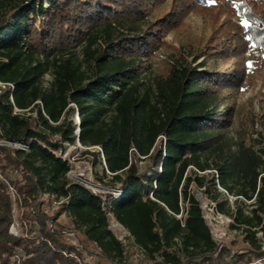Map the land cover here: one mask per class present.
<instances>
[{"label":"trees","instance_id":"1","mask_svg":"<svg viewBox=\"0 0 264 264\" xmlns=\"http://www.w3.org/2000/svg\"><path fill=\"white\" fill-rule=\"evenodd\" d=\"M191 11L211 34L174 47L156 73ZM249 57L263 66L264 0H0V78L15 85L14 101L0 93V139L29 145H0V264H83V251L129 264L109 213L163 264H259L264 148L227 134ZM77 141L119 194L68 179L63 152ZM195 191L248 245L217 241Z\"/></svg>","mask_w":264,"mask_h":264},{"label":"rangeland","instance_id":"2","mask_svg":"<svg viewBox=\"0 0 264 264\" xmlns=\"http://www.w3.org/2000/svg\"><path fill=\"white\" fill-rule=\"evenodd\" d=\"M47 4L48 0H44ZM185 26L183 30L171 31L165 36L166 41L173 45L171 48L160 49L153 57V69L158 73L164 63L165 58H171L175 53L174 47L179 48L181 44L187 41H193L200 37L209 36L211 29L209 19L206 15L191 11L184 19ZM77 55H82V50L79 48L76 51ZM192 57L190 56L189 59ZM202 59H199L194 65L198 64ZM231 62L225 64L229 67ZM248 78L245 82V88L238 91L232 99L235 104V122L228 129L227 134L234 137L236 140L244 139L246 143L254 145L256 149L264 148V64L260 61H255L249 57L248 61ZM52 79L50 74L45 77V84L48 85ZM74 121L77 119L76 113H71ZM88 147L83 146L80 142L75 144L66 143L63 157L71 164V170L68 173L69 180L80 181L94 191L105 193L119 194L120 188H113L109 181V177H104L101 168L95 164V156L87 152ZM91 151L99 150L96 147H90ZM109 173V172H108ZM10 191L13 199L17 198V192L13 186H10ZM195 194L202 202L205 218L209 223L214 237L219 242L224 243H242L248 245L244 241V233L241 229L233 227L231 217L217 212L210 200L200 191H195ZM230 200H235L236 197L231 195ZM47 210L52 212L59 206L58 201L54 198H48ZM248 205L250 203L246 202ZM15 215H18V209L15 208ZM110 227L113 232L124 244L125 247V262L129 264H163L159 257L153 258L149 256L141 247H139L130 232L112 215L109 213ZM62 222L71 227V219L67 214L61 217ZM16 229L20 232V223L16 219ZM260 244L264 246V236L258 233ZM83 264H93L94 259L83 251V257L80 258ZM257 263L264 264V259L258 260ZM253 264V263H252Z\"/></svg>","mask_w":264,"mask_h":264},{"label":"built area","instance_id":"3","mask_svg":"<svg viewBox=\"0 0 264 264\" xmlns=\"http://www.w3.org/2000/svg\"><path fill=\"white\" fill-rule=\"evenodd\" d=\"M9 87L10 88V98L12 101H14V98H13V93H14V90H15V85L14 83L12 82H7V81H3L1 78H0V93L3 92V90L5 88ZM75 109H76V105L74 103L71 104ZM25 110H28V109H20L18 107L15 106V111H18V112H23ZM76 115H77V119L75 120V125H76V131H77V134H79V131H80V127H79V114L77 111H75ZM5 145L7 147H14V148H19V149H22V150H27L29 148V145L27 143H24V142H17V141H14V140H10V139H7L5 137L1 138L0 139V145ZM96 148H99V150H101V147H96ZM220 189L229 197L231 198V194H229V192L224 189L223 187H221L219 185ZM120 193V192H119ZM237 198V197H236ZM246 202L248 203H252L254 202V199L252 200H246ZM232 219V218H231ZM233 221V220H232ZM16 226H17V223L16 221L12 224V227H11V231L14 232L15 234H19L20 232L16 229Z\"/></svg>","mask_w":264,"mask_h":264},{"label":"snow or ice","instance_id":"4","mask_svg":"<svg viewBox=\"0 0 264 264\" xmlns=\"http://www.w3.org/2000/svg\"><path fill=\"white\" fill-rule=\"evenodd\" d=\"M248 25L245 23V27H247Z\"/></svg>","mask_w":264,"mask_h":264}]
</instances>
